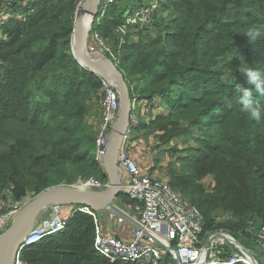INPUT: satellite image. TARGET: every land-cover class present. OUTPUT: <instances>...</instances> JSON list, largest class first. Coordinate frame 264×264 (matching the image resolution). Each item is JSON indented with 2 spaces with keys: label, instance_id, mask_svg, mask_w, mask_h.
Masks as SVG:
<instances>
[{
  "label": "trees",
  "instance_id": "trees-1",
  "mask_svg": "<svg viewBox=\"0 0 264 264\" xmlns=\"http://www.w3.org/2000/svg\"><path fill=\"white\" fill-rule=\"evenodd\" d=\"M123 1L108 4L103 32L121 21ZM15 6L29 10L24 19L12 10L3 26L8 38L0 40V201L100 174L108 181L87 121L102 80L73 54L77 1L0 0V12ZM165 8L171 18L155 23V37L127 45L120 67L132 97L142 100L132 133L154 131L157 146L178 137L193 140L171 185L197 197L205 231L222 225L246 233L251 222L264 223V118L254 121L242 110L238 86L247 87L244 68L264 71V35L255 42L244 35L248 27L264 29V0H165ZM98 18L93 31L101 26ZM133 71L142 73L141 85H130ZM254 99L264 110V95L254 92ZM144 104L152 110L148 122L138 112ZM215 209L229 219L217 224ZM94 229L93 217L78 211L62 231L25 247L22 258L30 264H115L95 250ZM248 234L242 236L250 240Z\"/></svg>",
  "mask_w": 264,
  "mask_h": 264
},
{
  "label": "built area",
  "instance_id": "built-area-1",
  "mask_svg": "<svg viewBox=\"0 0 264 264\" xmlns=\"http://www.w3.org/2000/svg\"><path fill=\"white\" fill-rule=\"evenodd\" d=\"M83 1H80L75 12L76 21L85 13L82 9ZM114 1L107 0V3ZM143 13L145 11H141L137 15ZM11 17L12 15L9 16L7 13L5 17H0V25H5ZM22 17L21 14L17 16L18 19H22ZM145 25H151V22L145 23ZM7 38V33L0 34V40ZM92 38L99 40L97 31L91 33L87 43V50L93 51L95 45ZM113 60L116 62L117 59L113 58ZM101 80L103 99L97 145L98 153L102 157L112 142L120 118L121 99L119 90L112 80L108 78H101ZM141 101L135 95L132 97L131 125L118 158V171L122 179L123 193L127 194L133 202L131 209L126 210L115 204L121 213L110 208L96 212L85 206H77L75 211V213L81 211L93 217L95 250L115 264H173V260L177 264H255L253 259L259 264L255 258L256 253L251 252L250 248L245 247L236 239L232 235V231L226 228L205 231L206 219L200 209L185 201L168 181L159 176H153L152 167L147 172H142L138 161L132 156L130 150V142L133 140L132 129L139 122L136 109L141 105ZM154 159L155 155L151 151L142 157L143 161L148 162H152ZM85 184L98 190L97 193H104L109 188V184H107V189L103 190L104 185L99 181L91 180ZM10 198L12 197L10 196ZM27 202L26 198L20 201L12 199L5 204L2 200L0 201V206L5 205L4 211L0 215V234L9 227ZM62 206L59 208V223L54 222L52 226L46 225L47 229L33 233L35 241L30 243V240L27 239L23 249L37 243L45 235L60 232L67 226L69 220H63L60 217ZM103 213L108 215L114 225L132 226L133 232L130 238L126 240L106 233L101 220ZM245 232L251 235V240L259 252L264 253V223L260 227H256L254 222H251ZM246 233L241 231L237 234L242 236ZM22 251L15 264H30L23 260ZM245 258H249L251 263H248Z\"/></svg>",
  "mask_w": 264,
  "mask_h": 264
},
{
  "label": "rangeland",
  "instance_id": "rangeland-1",
  "mask_svg": "<svg viewBox=\"0 0 264 264\" xmlns=\"http://www.w3.org/2000/svg\"><path fill=\"white\" fill-rule=\"evenodd\" d=\"M76 1L77 4H79L80 1L82 0H76ZM108 4L109 3H105L103 5L101 17L98 20V25L99 26L101 25L97 31L99 40H97V38H92L93 44L95 45V50L92 51L88 49L87 52L94 57H99V58L104 57L109 59L116 58L119 62L118 63L116 60L119 67H121L125 62L124 58L126 57V53H127L126 50L127 45H129L132 42L139 43L142 40V38L146 36L155 37L158 33L156 28H154L155 23L161 18L169 19L171 18L172 15V12L168 11V9L165 8V0H143L142 2H140L139 0H125L122 2V6L120 8V10H124L121 21L116 26H114L110 30V32L105 33L103 32V30H101V27L102 25H104L107 15L106 13L103 14V11L107 12ZM20 7L21 6H15V8L10 7L3 9L4 11L0 14V17H5L6 13L9 14V16L13 15L12 10L18 9ZM28 10H29L28 8L24 9L22 12H20L19 10H14V12L16 13L14 16L17 17L18 14H21L23 16L22 19H24L26 15L23 14H26ZM141 11H145V13L137 15ZM148 22H151V25L148 26L145 25V23ZM3 26L4 25L2 24L0 25V34L4 32ZM123 67L125 66L123 65ZM130 74H131L129 75L130 85H137V84L141 85L140 83L141 81H139V78L143 76L142 73L133 71ZM224 78L229 80L231 79V76L225 75ZM102 99H103V90L101 88L98 95L92 97L90 101V105H91L90 113L87 116V121L89 122V126L91 127V130H93V132L96 133L97 135H98L99 123L101 120L100 114H101ZM156 107H161V105L155 106L154 109H156ZM138 112L141 116L143 113L146 114L145 115L146 118L144 119L147 122L149 121V119L152 118L151 106H148V104H144L143 106L139 107ZM136 135L139 138H136L137 141H135L136 144L135 149L144 150L145 148H148L155 155V159L151 162L153 164H156L155 165L156 171L155 172L153 171L154 176L156 177L160 176L161 178L165 179L171 184L174 174L183 171L185 165L183 160L185 157L188 156L189 154L188 147L190 144L193 143V140H191L188 143L185 141L184 137H178L172 140L167 145L157 146L158 136L155 135L154 131L152 130H144L142 132L138 131ZM96 157L98 160L99 170L103 171V167H102L103 156L101 157L100 153H96ZM100 175L91 176L88 179H85L81 182L80 181L74 182L72 184H78V186H81L91 180L99 181L102 185H104L103 190H106L109 181L102 180ZM210 181H211L210 178H206L202 181V184L205 187H207L209 186ZM173 189L177 193H179L185 201L195 205L194 200L197 197L195 198L190 194H185L179 191L178 188L173 187ZM91 190L95 192H99L98 190L93 188H91ZM7 196H5L2 200L4 204L9 203V201L12 200V198H10L11 195L8 194ZM32 198H33L32 195H28V197L26 198V202L31 200ZM4 204L0 206V215L4 211V207H5ZM115 204L118 205L120 208H124L127 210V209H131L133 202L129 199L127 194L122 193L116 200ZM76 206L77 205H72V204L63 205L61 207L60 217L63 220L70 219V216L73 213ZM212 215H215L217 224L223 223L226 219H229L230 217L229 213H225L221 209H215ZM106 217H108V215H106ZM45 221L46 220L42 218L39 221V224L36 226V228L38 229L40 228V231L43 229H47L46 228L47 224ZM255 221H256L254 222L255 226L260 227L262 223L260 221L257 222V220ZM222 228L224 227L222 225H219L218 228H216L215 230H219ZM38 229H34V232ZM215 230H209V231H215ZM232 235L236 239H238L241 243H243L245 247L250 248L252 250L251 252L256 253L255 258L258 260L259 264H264V253L259 252V250L256 248V245L253 243L251 239L246 240L244 236H240L234 233ZM248 236H250V234H248ZM247 261L250 262L248 259ZM172 263L177 264L175 260H173Z\"/></svg>",
  "mask_w": 264,
  "mask_h": 264
},
{
  "label": "water",
  "instance_id": "water-1",
  "mask_svg": "<svg viewBox=\"0 0 264 264\" xmlns=\"http://www.w3.org/2000/svg\"><path fill=\"white\" fill-rule=\"evenodd\" d=\"M103 2L104 0L83 1L82 9L85 13L75 23L72 48L74 56L85 68L100 78H113L120 93L119 122L115 136L102 159V167L108 177L109 188L104 193L96 192L99 195L94 197L80 189L78 184L62 183L50 186L35 195L23 206L9 227L0 234V264H15L28 236L36 229L37 225H33V222L43 205L72 204L100 212L115 206L116 200L123 193L122 179L118 171V158L131 125L133 112L131 89L123 71L113 59L92 57L87 52V43L101 13ZM253 260L257 264V261Z\"/></svg>",
  "mask_w": 264,
  "mask_h": 264
},
{
  "label": "clouds",
  "instance_id": "clouds-1",
  "mask_svg": "<svg viewBox=\"0 0 264 264\" xmlns=\"http://www.w3.org/2000/svg\"><path fill=\"white\" fill-rule=\"evenodd\" d=\"M249 42H255L259 37L264 35V29L258 27H248L244 33ZM245 84L247 87L238 86L241 93L240 104L242 110L247 113L252 120L261 121L264 118V110L254 99L256 94L264 95V71L252 67L243 69Z\"/></svg>",
  "mask_w": 264,
  "mask_h": 264
},
{
  "label": "crops",
  "instance_id": "crops-1",
  "mask_svg": "<svg viewBox=\"0 0 264 264\" xmlns=\"http://www.w3.org/2000/svg\"><path fill=\"white\" fill-rule=\"evenodd\" d=\"M136 138H139V137H137V135L133 134V140L130 142V150H131L132 156L138 161L142 172H147L151 167H152L151 169L155 172L156 171V169H155V167H156L155 165L156 164H153L151 162L142 160V157L147 152H150V150L148 148H145L144 150H141V149H137L136 150L135 149L136 148L135 141H137ZM140 139H142V138H140ZM139 141H142V140H139ZM153 176H154V173H153ZM76 209H77V206L75 207V209H74L73 213L71 214L70 218L73 217ZM58 215H59V213H58ZM101 220L104 223L105 232L108 233V234H112V235H115L117 237H120V238L128 240L130 238V236H131V233L133 232L132 231L133 230L132 226H130V225H122V226L114 225L109 220V217H106V214H104V213L101 214ZM245 260L247 261V258H245Z\"/></svg>",
  "mask_w": 264,
  "mask_h": 264
},
{
  "label": "bare ground",
  "instance_id": "bare-ground-1",
  "mask_svg": "<svg viewBox=\"0 0 264 264\" xmlns=\"http://www.w3.org/2000/svg\"><path fill=\"white\" fill-rule=\"evenodd\" d=\"M92 57H93V56H92ZM108 79L113 80V81H114V84L116 85L115 80H114L113 78L109 77ZM116 86H117V85H116ZM118 122H119V120H118ZM117 125H118V123H117ZM117 125H116V129H117ZM116 129H115V132H116ZM115 132H114V134H113V138H114V136H115ZM113 138H112V139H113ZM79 188L82 189L83 191H85V193H87L88 195H92V196H94V197H96L97 195H99V194H97L95 191L91 190V187H90L88 184L81 185V186H79ZM59 208H60L59 205H51V204H45V205H43V206L40 208L39 212L37 213V215H36V217H35V219H34L33 225H35V224L38 225V224H39V221H40L42 218H44V219L46 220L45 222H46V224H47L48 226H52V223H54V222H56V224L59 223V220H58ZM110 209H115V210H117L119 213H121L120 209H119L116 205H115V206H111ZM45 222H44V223H45ZM44 226H45V225H44ZM36 229H38V228H36ZM39 231H40V228H39L38 230H36L34 233L39 232ZM47 234H48V233H47ZM34 235H35V234H30V235L28 236V240H30V243H33V241H35V240L33 239ZM32 239H33V240H32ZM4 251H5V248H4ZM247 259L250 261L249 258H247ZM247 262H248V261H247ZM248 263H251V261L248 262Z\"/></svg>",
  "mask_w": 264,
  "mask_h": 264
}]
</instances>
